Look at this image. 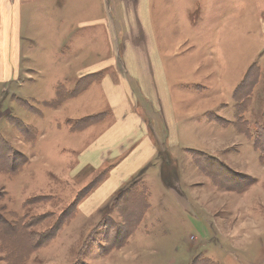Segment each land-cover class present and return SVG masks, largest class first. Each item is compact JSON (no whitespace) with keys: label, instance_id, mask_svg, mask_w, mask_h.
<instances>
[{"label":"rangeland","instance_id":"1","mask_svg":"<svg viewBox=\"0 0 264 264\" xmlns=\"http://www.w3.org/2000/svg\"><path fill=\"white\" fill-rule=\"evenodd\" d=\"M251 28L210 48L213 63L206 48H158L172 56L163 59L173 104L164 115L176 116L178 132L151 127L164 139L155 159L102 192L108 164L95 169L99 157L95 167L84 158L82 168L76 153L78 134L110 117L108 108L96 115L95 82L114 75L74 78L123 48L57 46L37 74L41 48L22 44L19 69L9 63L12 75L0 78V264H264V9ZM76 88L87 92L75 101ZM87 116L86 126L73 121Z\"/></svg>","mask_w":264,"mask_h":264},{"label":"crops","instance_id":"2","mask_svg":"<svg viewBox=\"0 0 264 264\" xmlns=\"http://www.w3.org/2000/svg\"><path fill=\"white\" fill-rule=\"evenodd\" d=\"M263 9V0H0V78L12 75L6 70L9 63L19 69L24 55L22 44L41 48L36 54L37 74L48 59L56 56L57 46H67V52L68 47H75L74 53L106 42L111 47H122L121 57L118 54L110 61L105 59L101 62L104 64L90 72L79 71L74 78L81 80L107 69L114 75L113 78L106 73L95 82L101 98L97 111L108 108L110 117L78 134L83 149L76 153L82 168L84 158L87 167H95L97 157L95 169L108 164L110 170L103 181L107 182L96 190L113 191L157 156L155 143L164 139H157L151 127L160 128L162 133L163 128L170 126L173 133L178 132L176 116L166 122L164 115V109L170 106L173 110V104L169 89L162 84L164 80L167 85L163 59L172 56L159 49L182 50V46H187L182 51L184 55L193 53L195 48H206L203 54L213 63L217 54L210 48L248 38L253 30L251 23H258ZM90 28L96 29L87 30ZM59 41L63 44H57ZM199 41L203 43L197 44ZM126 64H131L134 72H129ZM205 69L201 64L198 70ZM12 73L18 76L13 70ZM212 76H216V71ZM87 88L73 97L75 101ZM152 104L160 112L158 116L153 114ZM161 179L157 173L153 175V182ZM87 199L88 196L83 206Z\"/></svg>","mask_w":264,"mask_h":264},{"label":"trees","instance_id":"3","mask_svg":"<svg viewBox=\"0 0 264 264\" xmlns=\"http://www.w3.org/2000/svg\"><path fill=\"white\" fill-rule=\"evenodd\" d=\"M249 71H250V69H248L247 70V72H246V77H247V74H249ZM245 78V77H244ZM81 90V89H80ZM80 90H77V88L74 90V92H80ZM235 93H234V96L236 97V93H237V90L236 91H234ZM90 117H92V116H87V117H84V118H82V119H80V120H78L77 121V123H81V124H83V126H86L87 125V123L88 124H90L91 123V119H90ZM76 123V122H75ZM104 173L103 174H101L100 175V177L96 180V182H100V181H102V179H103V177H104ZM126 191V190H125ZM121 199V201H123V202H125L127 205H129V200L127 199V201H124V199L123 198H120ZM119 242V241H118ZM117 242V243H118Z\"/></svg>","mask_w":264,"mask_h":264}]
</instances>
